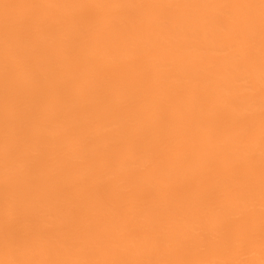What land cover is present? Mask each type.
Segmentation results:
<instances>
[{"label": "bare ground", "instance_id": "obj_1", "mask_svg": "<svg viewBox=\"0 0 264 264\" xmlns=\"http://www.w3.org/2000/svg\"><path fill=\"white\" fill-rule=\"evenodd\" d=\"M261 16L0 0V261L261 264ZM6 206L45 238L6 253Z\"/></svg>", "mask_w": 264, "mask_h": 264}, {"label": "snow or ice", "instance_id": "obj_2", "mask_svg": "<svg viewBox=\"0 0 264 264\" xmlns=\"http://www.w3.org/2000/svg\"><path fill=\"white\" fill-rule=\"evenodd\" d=\"M262 10L261 16V33L262 44H264V0H260ZM261 80H262V106H264V48H262V64H261ZM261 152H262V214H261V245L264 247V115L261 121ZM46 232L36 222L31 213L17 212L6 206L5 208V224L3 230V248L6 253L14 254L21 246H31L40 240H43ZM231 244L241 243L240 239H232ZM0 264H137V262L127 261H69V260H34V259H17L11 258L0 261ZM204 264H241L236 261L221 262H204ZM264 264V261H261Z\"/></svg>", "mask_w": 264, "mask_h": 264}]
</instances>
